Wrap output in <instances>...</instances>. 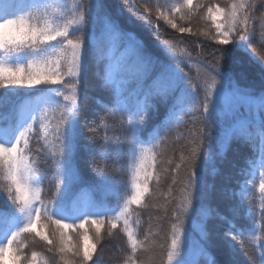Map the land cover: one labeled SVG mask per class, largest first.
<instances>
[{"label": "trees", "instance_id": "16d2710c", "mask_svg": "<svg viewBox=\"0 0 264 264\" xmlns=\"http://www.w3.org/2000/svg\"><path fill=\"white\" fill-rule=\"evenodd\" d=\"M149 0H104L105 9L112 14L122 28L132 31L137 39H142L148 48L160 56L167 64H180L185 73L190 74L192 83L200 86L199 94L195 88L187 85L184 74L178 73L181 87L177 90L167 103L158 104L154 110L147 112L142 122H137L131 126L135 131V142L132 137L127 139L115 135V130L121 122L126 125L130 117L122 112H131L129 105L124 103L118 97V94L106 93L101 87L102 76L109 62L115 64L128 56L126 44L122 42H112L106 36H103L99 28L87 26L84 46V66L80 78V84L77 87V105L75 114L69 118L65 124L64 138L66 145V158L74 159L80 175L86 183L96 184L99 177L95 169L105 167L110 158L120 166V178L113 182L108 191H94L87 184L81 185L78 192H83L85 198L90 197L95 202H90L78 209H70L64 202L58 203L53 209L55 215L62 216L71 223L72 220H78L85 214L90 215H111L119 212L125 200L132 195L134 184L137 178V169L140 165L141 148L149 149L146 165L148 171L152 173V179L149 181L148 193L144 195L140 204L131 206L130 224L136 233L138 248L135 255L130 250L127 243L126 234L122 233L123 223L118 224V229H112L109 232V225H101V235L105 242L102 254L94 258V264H166L168 252L172 251V224L177 223L175 215L179 214L183 203L182 183L176 184L173 188V175L177 164H184L182 157L189 155L192 144L193 133L197 128L204 127L202 124L193 121L201 118L202 105L205 89V81L210 85L209 70L206 65L212 59L208 53L214 49L209 45H216L214 39H209L203 35L193 36L190 33L181 34L177 29H172L165 20L156 22L153 17L152 23L146 19H138L142 9ZM182 0H150L152 5L161 4L164 7H171L180 3ZM234 0H193L194 4L210 3L211 6L219 4L221 7H230ZM238 2V0H235ZM88 0H23L21 10L17 16H9L7 19H16L19 15L26 18L29 15L37 16L47 11L50 17H55L58 23L64 20L78 18V10L86 8ZM247 4H253L255 16L251 23L254 25L257 39L250 45L255 50L257 57L264 59V38L261 33L264 32V7H261V0H249ZM33 8H40L39 10ZM166 11V8H165ZM206 14V10H205ZM143 15L146 17L147 12ZM176 22L180 26H191L193 32H210L208 21L199 18L197 12L191 16L180 19V13H173ZM220 18H218L219 20ZM189 21H191L189 25ZM2 22V21H0ZM31 22L35 23V20ZM42 22V21H41ZM55 26V25H54ZM79 26H73L70 29V35L79 36ZM70 37V38H74ZM165 41L168 43L165 44ZM62 46V38L51 41L42 46L36 53L31 50H25L20 53H14L5 58L0 53V60L6 59L9 63H27L33 55H45L53 48ZM229 52L236 54L240 63L236 65L237 72L243 69L244 75L240 79L241 86L252 88L256 93L264 89V76L259 63L255 60L248 49L247 40L234 41L231 44L222 46ZM227 67V66H226ZM68 78L64 82L56 84H39L32 87L15 86L12 88L0 89V101L6 100V104H0V126L12 127V138L28 122H31L33 115L38 113L40 108L48 107L49 115H53V110L59 105H68L70 101H64L59 95L64 92L71 95L67 86ZM25 109V111H24ZM247 110L242 109L239 115L247 116ZM228 110L213 106L212 119L217 116L223 117ZM135 119L134 117H132ZM234 120L230 116L223 117V125L220 122L214 123L212 127L206 130V134L211 135L210 142L204 141V151L208 155L201 154L197 161L199 172L203 169L205 174V187L212 191L215 187L219 189L226 181L229 184V195L235 194L236 201L241 208V213L230 222L222 219V212L215 214L216 206L221 209L224 207L215 194L208 200L197 206L194 213L190 208L187 215L182 216L183 227L192 230L193 240L201 239L200 230L206 223H211L215 236L216 248L214 255L218 254L221 258L225 249L233 253L236 264H261L260 257L264 255V194L261 193L259 183L253 190L248 199H245L243 184L249 180L252 173V162L259 157L264 159V134L259 128L252 130L251 140H234L232 151L227 162L219 160V154L215 152L214 143L217 137L223 135L231 129ZM38 124H34V130ZM88 128L97 129V139H90ZM34 137V133H33ZM105 137L111 138L113 144L107 145L105 151ZM39 144L33 143L31 146L36 149ZM199 143V140H197ZM29 161L39 160L40 157L35 151L27 153ZM43 156V153H39ZM94 157H98L97 163L92 164ZM36 167V165H33ZM41 170L32 181L39 184L43 189V199L45 202L51 199L48 194L52 188L51 181L55 180L54 169L38 165ZM226 173L221 175V172ZM6 171L0 168V206H11V198L8 196V181L5 178ZM186 173L185 169L180 170L178 180H183ZM264 176V171L261 177ZM142 178V176H141ZM15 226H22L26 222L24 214L15 213ZM55 219V218H54ZM41 223H46L41 221ZM55 224L44 227L41 231L44 235H49L51 230L55 229ZM96 225L86 223L79 232L76 228L64 229L72 242L80 241L83 244L91 245L94 243L92 236L96 230ZM40 225L34 226V231L30 234L22 233L17 239L27 250L30 256L32 251L38 253V259L42 264H64L59 252V246L53 248L51 252L47 250L46 242L35 235V230ZM234 231H231L233 230ZM231 231L243 241L241 247H233L232 242L225 244L223 233ZM81 234H86L87 239L81 240ZM124 235V239H120ZM147 236V239H146ZM51 238V236H50ZM230 239V238H229ZM16 244L12 246L15 248ZM11 249H6L3 264H13L11 258ZM65 259H71L68 254ZM204 264V262H202Z\"/></svg>", "mask_w": 264, "mask_h": 264}, {"label": "snow or ice", "instance_id": "6c2138e0", "mask_svg": "<svg viewBox=\"0 0 264 264\" xmlns=\"http://www.w3.org/2000/svg\"><path fill=\"white\" fill-rule=\"evenodd\" d=\"M23 0H0V53L5 58L14 53H20L25 50H31L36 53L42 46L51 41L62 38V46L53 48L45 55H33L27 63H9L0 60V89L12 88L15 86L32 87L39 84H56L64 82L67 77V86L71 95L60 92L64 101H70L68 105H59L53 110V115H49V108H40L38 113L32 116L31 122H28L12 138V127L0 126V168L6 171V180L8 181L7 192L11 198V206H0V264H3L6 249H11V258L13 264H42L38 259V253L32 251L30 256L27 250L17 239L22 233L30 234L34 231L36 224L40 225L35 230V235L46 242L47 250L59 246V252L62 254L64 264H94V258L102 254L105 242L101 235V225L107 223L109 232L112 229H118V224L123 223L122 233L126 234L127 243L133 255L136 254L138 242L135 238L136 233L131 227V206L140 204L144 195L148 193L149 181L152 179V173L148 171L150 165H146V160L150 152L149 149L141 148L140 165L137 169V178L134 184V191L119 212L111 215H90L85 214L78 220H72L67 223V219L55 215L53 209L58 203L63 201L65 206L70 209H78L93 201L90 197L85 198V194L78 189L81 185L87 184L94 191H108L113 182L120 178V166L110 158L105 167L95 169L100 178L96 184H89L83 181L80 171L76 166L74 159L66 158V145L64 138L65 124L71 116L75 114L77 105V87L80 84L82 74V57L85 46V36L87 26L99 28L101 34L106 36L112 42H122L126 44L128 56L115 64L109 62L102 76L101 87L106 93H117L120 100L130 106L131 112H122L130 118L126 125L121 122L115 130V135L127 139L133 138L135 142V131L131 127L137 122L144 120L147 112L154 110L158 104L167 103L181 87L178 73H183L186 83L190 88H195L199 94L200 86L192 83L190 74L185 73L180 64L174 65L165 63L160 56L154 54L142 39H137L132 31L125 30L117 22L112 14L105 9L104 0H88L86 8L78 10V18L64 20L58 23L55 17H50L47 11L40 15H29L26 18L19 15L16 19H7L9 16H17L23 13L21 5ZM261 7H264V0H261ZM166 8V11H165ZM39 10L40 8H33ZM206 10V14H205ZM197 12L199 18L206 19L210 32H193L191 26H180L176 22L173 13H180V19L191 16ZM147 12V16L143 15ZM255 11L253 4H245L243 0L234 2L230 7H221L219 4L211 6L210 3L194 4L193 0H182V2L164 7L161 4L152 5L149 2L142 9L138 19L147 20L152 23L153 17L156 22L165 20L172 29H177L179 33H190L193 36L203 35L209 39H214L216 45H209L214 50L208 53L212 59L206 65L209 70V85L205 81L202 105V113L199 119L194 123L202 124L204 127L197 128L193 133L192 144L194 145L189 155L185 158L184 164H177L173 175L174 188L176 184L182 183L183 203L179 214L173 213L177 223L172 224V251L168 252V260L172 261L174 256L181 258L183 264H236L234 255L228 249H225L224 255L215 254L216 248L215 236L211 223H206L200 230L201 239L193 240L192 230L183 227L182 216L187 215L189 209L195 213L197 206L208 200L213 194L223 202L224 207L215 208V214L222 212V219L227 223L235 219L240 213L241 208L236 201L235 194L229 195L227 181L220 186L209 191L205 187V174L203 169L199 172L197 161L204 151V141L210 142L211 135L206 134V130L212 127L214 123L220 122L223 125V117L230 116L234 123L231 125L230 133L226 132L216 138L214 147L215 152L219 154L221 162H227L232 151L234 140H251L252 130L259 128L264 134V89L256 93L252 88L241 86L240 79L244 75L243 69L237 72L236 65L240 59L236 54L226 50L224 45L239 41L241 39L248 41V49L255 60L264 69V59L256 56L255 50L250 47L257 39L254 25L251 23ZM218 18H220L218 20ZM35 20L36 22H31ZM42 21V22H41ZM191 21H189L190 25ZM55 25V26H54ZM79 26V36L70 35V29L73 26ZM74 38H70L73 37ZM264 38V32L261 33ZM168 42L165 41V44ZM264 47V44L261 45ZM227 66V67H226ZM264 76V72H262ZM219 97H229L233 103L229 106L228 112L223 117L217 116L213 120L212 109L214 103L218 105ZM6 100L0 101V104H6ZM246 109L247 116L241 117L239 113ZM25 111V109H24ZM134 117L135 119H133ZM34 124L38 127L34 130ZM90 139H97V129L88 128ZM34 133V137H33ZM199 140V143H197ZM40 144L39 148L34 149L33 143ZM105 151L107 145L113 144L112 139L105 137ZM35 151L40 157L39 160L29 161L27 153ZM43 153V156L39 155ZM98 157H94L92 164L97 163ZM36 165L34 167L33 165ZM38 165L54 169L56 179L51 181L54 191L49 189L48 194L51 199L47 202L43 199L44 189L39 184L32 181L41 168ZM184 168L186 176L183 180H178L180 170ZM221 175H225L223 171ZM142 176V178H141ZM260 191L264 194V178L260 179ZM15 213L24 214L26 222L19 227L15 226ZM55 218V219H54ZM46 223H41V221ZM86 223L96 225V230L92 236L93 244L86 245L77 241L72 242V238L67 235L64 229L76 228L77 232L84 227ZM55 224V229L51 230L50 236L44 235L41 231L44 227ZM231 231H234L231 230ZM231 231L223 233L225 244L236 241L237 237L231 234ZM230 238V239H229ZM87 239L86 234H81V240ZM124 239V235H120ZM147 239V236H146ZM243 243V241H241ZM16 244L15 248L12 246ZM181 245L183 250L181 251ZM264 248V243L261 244ZM71 254V259L65 257ZM178 258V259H179ZM178 259L175 260L177 264ZM261 264H264V255L260 257ZM135 264V261H130Z\"/></svg>", "mask_w": 264, "mask_h": 264}, {"label": "rangeland", "instance_id": "374dc122", "mask_svg": "<svg viewBox=\"0 0 264 264\" xmlns=\"http://www.w3.org/2000/svg\"><path fill=\"white\" fill-rule=\"evenodd\" d=\"M249 0H243V3H247ZM238 2H240V0H238ZM84 51H83V57H82V69L84 66ZM83 71V70H82ZM233 103V101L231 100V98L225 96V97H219L218 96V105H216L214 103V106L217 108H222L225 110L229 109V106ZM230 133V130H229ZM264 171V159H262L261 157H259L257 160L252 162V173H251V177L249 180L245 181L243 184V192L244 193V197L245 199H248V197L251 196V194L253 193V190L256 188L257 183L260 184V179L264 178L261 177V173ZM237 237V236H236ZM233 247L235 248H242L241 245V239L239 237H237L236 241H232ZM181 251L183 250V245H181ZM179 257L174 256L172 261H169L167 259V263L166 264H175V260L178 259ZM177 264H183V256L181 258L178 259Z\"/></svg>", "mask_w": 264, "mask_h": 264}]
</instances>
